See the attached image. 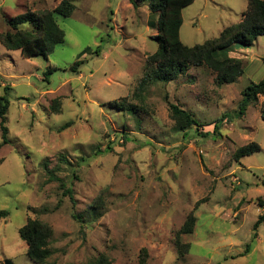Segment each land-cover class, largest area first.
<instances>
[{
  "label": "rangeland",
  "instance_id": "rangeland-1",
  "mask_svg": "<svg viewBox=\"0 0 264 264\" xmlns=\"http://www.w3.org/2000/svg\"><path fill=\"white\" fill-rule=\"evenodd\" d=\"M59 2L0 0V34L9 29L5 20ZM72 3L70 16L54 15L65 36L46 57L0 44V95L9 102L8 142L0 146V210L8 211L0 217V262L35 264L18 229L37 218L52 229L48 264L100 256L139 264L141 248L145 264H264V222L252 239L264 209V98L235 115L241 91L264 76V34L230 47L228 56L243 64L235 82L219 85L210 69L189 66L172 81L139 88L146 57L157 49L158 14L146 1ZM246 8L247 0H193L182 10L180 40L193 46L217 37ZM54 98L59 113L50 109ZM169 103L202 126L177 129ZM222 115L219 134L212 133ZM252 141L260 150L236 161L235 149ZM48 169L58 180H49ZM190 212L193 232L178 234ZM177 238L189 243L181 258Z\"/></svg>",
  "mask_w": 264,
  "mask_h": 264
},
{
  "label": "trees",
  "instance_id": "trees-1",
  "mask_svg": "<svg viewBox=\"0 0 264 264\" xmlns=\"http://www.w3.org/2000/svg\"><path fill=\"white\" fill-rule=\"evenodd\" d=\"M135 2L146 1L148 9L158 14L156 24L157 49L146 57L147 71L139 82V88H143L150 81L169 82L185 73L189 66H205L215 73V82L219 85L235 82L243 74L242 60L228 56L230 47L234 44L249 46L259 36L264 34V0H247V8L243 12L242 19L224 27L217 37L205 40L201 44L188 46L180 40V27L182 25V10L193 0H130ZM74 10L72 0H60L53 10H45L40 13L25 11L10 19L5 20L9 29L0 34V44L6 50H19L23 57L43 56L46 57L52 52L55 45L64 41V31L58 25L55 14L68 17ZM28 26L25 27V26ZM85 48L78 55V59L70 66V70L77 71V66L84 61L79 57L87 52ZM96 54L98 50L94 51ZM264 62V60H263ZM47 70L46 73H49ZM6 89V87H5ZM264 98V76L258 82L249 83L241 91V99L238 103L235 115L242 117L249 105L257 102L258 97ZM116 103V102H115ZM120 107L134 109L133 105L119 103ZM9 102L4 95H0V146L8 142L6 113ZM59 102L54 98L50 103V109L59 113ZM170 117L177 129L183 130L191 126L198 129L202 124L195 118L193 113L179 107L177 104L169 103ZM260 117L264 121V99L259 108ZM225 119L222 115L213 123L212 133L218 132L220 124ZM71 122H66L59 129L63 130ZM208 134V133H206ZM260 150L258 143L252 141L235 149L233 158L238 161L242 156L250 155ZM45 168L47 164L44 163ZM49 180H58L50 169ZM64 188V183L60 181ZM65 192L73 200L72 190L65 188ZM201 201L195 203L194 209ZM262 207V205H261ZM7 210H0V217L5 216ZM196 216L190 212L181 225L178 234H191L193 232ZM264 222V209L259 214L253 225L252 239L257 237V227ZM19 237L26 244V256L35 264H48V257L51 254L49 240L52 236L51 227L37 218H31L18 229ZM177 257L181 258L187 253L189 243H180L176 240ZM249 249L246 244L244 253ZM243 253H240L242 255ZM146 248H141L139 264H145L147 258ZM0 264H14L11 259H5ZM73 264V263H71ZM80 264H111L104 256L92 261Z\"/></svg>",
  "mask_w": 264,
  "mask_h": 264
}]
</instances>
